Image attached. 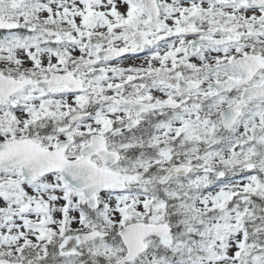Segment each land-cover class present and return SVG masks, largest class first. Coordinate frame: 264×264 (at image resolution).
Here are the masks:
<instances>
[{"label":"snow or ice","instance_id":"6c2138e0","mask_svg":"<svg viewBox=\"0 0 264 264\" xmlns=\"http://www.w3.org/2000/svg\"><path fill=\"white\" fill-rule=\"evenodd\" d=\"M0 264H264V0H0Z\"/></svg>","mask_w":264,"mask_h":264}]
</instances>
